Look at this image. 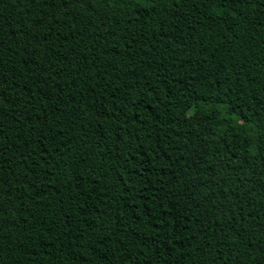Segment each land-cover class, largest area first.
Returning <instances> with one entry per match:
<instances>
[{"label": "trees", "instance_id": "obj_1", "mask_svg": "<svg viewBox=\"0 0 264 264\" xmlns=\"http://www.w3.org/2000/svg\"><path fill=\"white\" fill-rule=\"evenodd\" d=\"M0 264H264V0H0Z\"/></svg>", "mask_w": 264, "mask_h": 264}]
</instances>
